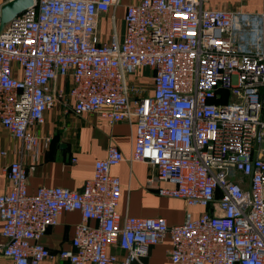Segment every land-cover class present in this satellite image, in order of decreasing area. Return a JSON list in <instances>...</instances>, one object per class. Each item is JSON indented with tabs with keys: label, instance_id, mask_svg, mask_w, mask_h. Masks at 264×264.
I'll return each instance as SVG.
<instances>
[{
	"label": "built area",
	"instance_id": "2783aa9c",
	"mask_svg": "<svg viewBox=\"0 0 264 264\" xmlns=\"http://www.w3.org/2000/svg\"><path fill=\"white\" fill-rule=\"evenodd\" d=\"M13 0H0L1 7ZM121 0H33L0 31V128L37 154L35 128L56 106L79 117L134 127L130 163L151 166L160 197L200 208L182 224L121 216L111 146L82 192L28 193L18 161L0 194V256L13 264H141L169 239L171 264H264V11L205 8L203 0H137L124 6V34L99 41ZM1 22V14H0ZM151 71L150 84L131 77ZM68 83L67 91L59 81ZM5 155V152L2 153ZM159 183L168 184L162 187ZM78 212L72 250L41 243L63 213ZM94 222L96 225H90ZM116 246L124 252L108 253Z\"/></svg>",
	"mask_w": 264,
	"mask_h": 264
},
{
	"label": "crops",
	"instance_id": "0c3cea01",
	"mask_svg": "<svg viewBox=\"0 0 264 264\" xmlns=\"http://www.w3.org/2000/svg\"><path fill=\"white\" fill-rule=\"evenodd\" d=\"M137 0H121L112 22L121 40L124 34V6ZM205 8L227 9L225 3L203 0ZM211 2V3H210ZM109 21L102 20L99 26V41H109L110 31L106 30ZM110 23V22H109ZM152 73L140 68L131 78L148 87ZM59 86L67 91L68 83L59 81ZM41 138L51 140L41 143L37 154L26 153L22 144L14 139L6 130L0 128V194L10 189V181L6 175L7 166L18 161L29 175L28 193L33 194L37 188L62 187L75 192H82L85 184L91 179L94 163L106 156L109 147L117 148L125 160L111 169V174L118 178L121 186V197L118 213L131 217H162L169 226L182 224L187 212L194 218L202 211L200 208H186L182 200L158 196L154 184L147 180L154 177V169L146 163H130L128 158L133 148L134 127L120 122L109 124L105 118L96 114H83L76 117L62 112L60 106L54 107L44 115V123L35 128ZM5 152V155L2 153ZM162 187L168 184L159 183ZM78 212L63 213L55 227L49 228L41 238V243L56 255L61 251L72 250L71 241L75 226L80 222ZM90 225H96L91 222ZM1 229V227H0ZM6 240L0 234V244ZM169 239L149 248L148 255L141 264H171L169 260ZM108 253L117 257L124 252L116 246L108 248ZM0 264H13L10 259L0 256ZM41 264H68L67 260L55 256Z\"/></svg>",
	"mask_w": 264,
	"mask_h": 264
},
{
	"label": "rangeland",
	"instance_id": "374dc122",
	"mask_svg": "<svg viewBox=\"0 0 264 264\" xmlns=\"http://www.w3.org/2000/svg\"><path fill=\"white\" fill-rule=\"evenodd\" d=\"M215 3L220 2L225 3V6L228 8L226 10H241L251 13H261L264 11V0H212ZM211 3V2H210ZM224 6V5H223ZM219 9V8H218ZM107 23L106 30L112 32V19L110 16L106 17ZM104 19V21H106Z\"/></svg>",
	"mask_w": 264,
	"mask_h": 264
},
{
	"label": "water",
	"instance_id": "95a60500",
	"mask_svg": "<svg viewBox=\"0 0 264 264\" xmlns=\"http://www.w3.org/2000/svg\"><path fill=\"white\" fill-rule=\"evenodd\" d=\"M32 4L33 0H13L5 3L0 10V31L3 29L5 24L10 22L13 18L22 13L28 7L32 6ZM262 100H264V94L262 96Z\"/></svg>",
	"mask_w": 264,
	"mask_h": 264
}]
</instances>
